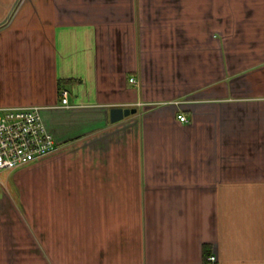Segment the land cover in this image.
Returning a JSON list of instances; mask_svg holds the SVG:
<instances>
[{"label": "crops", "instance_id": "obj_1", "mask_svg": "<svg viewBox=\"0 0 264 264\" xmlns=\"http://www.w3.org/2000/svg\"><path fill=\"white\" fill-rule=\"evenodd\" d=\"M13 106L57 149L0 171V264H264V0H0Z\"/></svg>", "mask_w": 264, "mask_h": 264}, {"label": "built area", "instance_id": "obj_2", "mask_svg": "<svg viewBox=\"0 0 264 264\" xmlns=\"http://www.w3.org/2000/svg\"><path fill=\"white\" fill-rule=\"evenodd\" d=\"M135 82L134 78L129 79ZM60 103L68 105V91L60 88ZM180 121H187L183 114ZM57 149V143L45 127L38 106L0 108V171L11 170L40 160ZM214 255L208 260L215 261Z\"/></svg>", "mask_w": 264, "mask_h": 264}, {"label": "water", "instance_id": "obj_3", "mask_svg": "<svg viewBox=\"0 0 264 264\" xmlns=\"http://www.w3.org/2000/svg\"><path fill=\"white\" fill-rule=\"evenodd\" d=\"M135 109L133 108H123V107H112L110 109V121L115 122L120 119H122L124 116L129 115L130 113H133Z\"/></svg>", "mask_w": 264, "mask_h": 264}, {"label": "rangeland", "instance_id": "obj_4", "mask_svg": "<svg viewBox=\"0 0 264 264\" xmlns=\"http://www.w3.org/2000/svg\"><path fill=\"white\" fill-rule=\"evenodd\" d=\"M33 205H34V206H36V204H35V203H34Z\"/></svg>", "mask_w": 264, "mask_h": 264}]
</instances>
